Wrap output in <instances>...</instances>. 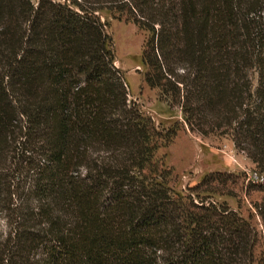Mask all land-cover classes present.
Returning <instances> with one entry per match:
<instances>
[{"label": "trees", "instance_id": "obj_1", "mask_svg": "<svg viewBox=\"0 0 264 264\" xmlns=\"http://www.w3.org/2000/svg\"><path fill=\"white\" fill-rule=\"evenodd\" d=\"M105 8L150 32L144 80L189 129L264 172V0H0V168L19 200L0 264H255L252 218L211 198L230 174L183 194L159 179L176 130L129 98Z\"/></svg>", "mask_w": 264, "mask_h": 264}, {"label": "rangeland", "instance_id": "obj_2", "mask_svg": "<svg viewBox=\"0 0 264 264\" xmlns=\"http://www.w3.org/2000/svg\"><path fill=\"white\" fill-rule=\"evenodd\" d=\"M99 14L110 36L115 64L125 76L129 98L139 105L145 116L153 119L164 134H168V130L170 134L176 130L173 137L169 141L163 140L155 152L159 179L164 180L174 192L183 194L211 172L230 174V177H226V185H218L219 191L211 198L220 203L225 202L243 216L252 218L259 231L254 251L255 264H264V226L254 206L264 197V192L256 186L261 184L264 172L256 168L246 153L235 147L230 137L203 136L192 132L183 120L181 109L171 106L161 97L158 88H152L145 82L146 66L142 55L150 35L147 29L112 9L105 8ZM10 159L15 160L13 157ZM16 160L13 162L16 163ZM9 164L11 167L8 169L0 168V178L6 184L12 181L14 191L9 196L5 187H0V250L12 233L19 202L15 187L17 181L13 178L15 165L10 161Z\"/></svg>", "mask_w": 264, "mask_h": 264}, {"label": "built area", "instance_id": "obj_3", "mask_svg": "<svg viewBox=\"0 0 264 264\" xmlns=\"http://www.w3.org/2000/svg\"><path fill=\"white\" fill-rule=\"evenodd\" d=\"M261 183H264V176L261 177Z\"/></svg>", "mask_w": 264, "mask_h": 264}]
</instances>
